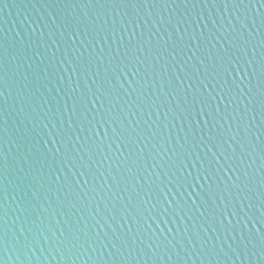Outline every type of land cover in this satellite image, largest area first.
<instances>
[{
	"label": "water",
	"instance_id": "95a60500",
	"mask_svg": "<svg viewBox=\"0 0 264 264\" xmlns=\"http://www.w3.org/2000/svg\"><path fill=\"white\" fill-rule=\"evenodd\" d=\"M0 264H264V0H0Z\"/></svg>",
	"mask_w": 264,
	"mask_h": 264
}]
</instances>
